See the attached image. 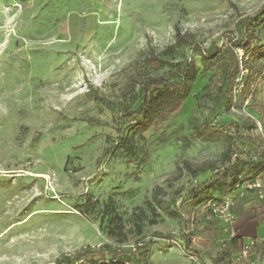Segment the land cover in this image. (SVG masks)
I'll return each instance as SVG.
<instances>
[{
  "label": "rangeland",
  "instance_id": "374dc122",
  "mask_svg": "<svg viewBox=\"0 0 264 264\" xmlns=\"http://www.w3.org/2000/svg\"><path fill=\"white\" fill-rule=\"evenodd\" d=\"M263 3L0 0V264H52L87 245L127 252L150 241L143 264H264L256 252L240 257L221 232L207 206L221 196L216 185L186 195L226 163L225 137H193L204 120L227 132L237 123L239 146L264 158V57L248 59L218 105L211 84L221 61L174 43L177 26L222 46L225 31L245 35L234 29L244 18L252 41L263 42ZM168 46L166 62H147ZM185 59L197 73L181 110L143 133L117 119L136 106L147 76L172 78ZM175 209L181 218L169 215Z\"/></svg>",
  "mask_w": 264,
  "mask_h": 264
},
{
  "label": "trees",
  "instance_id": "16d2710c",
  "mask_svg": "<svg viewBox=\"0 0 264 264\" xmlns=\"http://www.w3.org/2000/svg\"><path fill=\"white\" fill-rule=\"evenodd\" d=\"M260 11H264V3ZM252 22H247V18L237 21L234 29L240 32L242 29L245 35L241 38L235 37L233 32L225 31L222 34V46L211 44L204 46L195 40H190L180 29L175 26L174 43L177 46H189L191 50L199 54L205 62L216 58L221 61L220 66L216 69L212 78L211 88L215 89L219 94L218 105L220 100L227 96V92L231 91L236 75L240 72L242 66H246L248 59L264 57V41H252V37H256L250 33L249 27ZM236 48H242L243 56L238 58L235 52ZM171 46L166 47L161 52L156 53L153 50L148 55L147 62L153 66H159L166 62L164 57L172 50ZM176 72L174 77L169 78L164 75L151 74L145 78L140 84L138 93L139 100L135 107H126L123 113L117 119L134 121L132 125L136 131L143 133L149 129L157 130L161 127L170 115L181 110L184 99L186 98L190 83L194 80L197 67L192 59H185L174 64ZM247 69V68H246ZM248 70V69H247ZM245 88L248 89L249 79L245 82ZM95 98L101 102L103 99L99 96ZM230 132L218 129L215 125L204 120L201 124L194 125L192 135L197 140L206 141L214 140L220 137L227 139V146L221 154L222 161L226 162L220 168H216L213 174L202 182L197 183L188 192L187 196H196L202 190L216 185L220 195L231 194L236 189V184L243 180L253 179L264 172V158H256L252 160L248 155V151L242 149L240 144H244L245 134L243 129L235 122H229ZM119 129V128H117ZM120 135V132H118ZM112 148H108L102 155L107 157ZM236 152V156L231 160V154ZM195 174V171H193ZM244 174L243 179L240 175ZM220 197L213 198L219 200ZM169 215L181 218L178 210H172ZM156 234V233H155ZM153 241L147 244L139 245L134 251L124 252L122 250H108L105 246H84L71 253H63L55 258L53 264H125L128 260L134 259L136 262L143 264L150 255V246Z\"/></svg>",
  "mask_w": 264,
  "mask_h": 264
},
{
  "label": "crops",
  "instance_id": "0c3cea01",
  "mask_svg": "<svg viewBox=\"0 0 264 264\" xmlns=\"http://www.w3.org/2000/svg\"><path fill=\"white\" fill-rule=\"evenodd\" d=\"M260 175L264 177V172H261ZM230 195L232 196L231 209L236 216L232 224V229L236 236L228 241L232 243L233 247L239 252L242 243L254 240L255 246L250 255L256 252L261 256L264 250L263 203L256 194L251 191L237 194V191L233 190ZM218 224V227L222 230L221 232L228 237L227 233L224 231V223L219 222Z\"/></svg>",
  "mask_w": 264,
  "mask_h": 264
},
{
  "label": "built area",
  "instance_id": "2783aa9c",
  "mask_svg": "<svg viewBox=\"0 0 264 264\" xmlns=\"http://www.w3.org/2000/svg\"><path fill=\"white\" fill-rule=\"evenodd\" d=\"M243 50L237 49L238 57L241 58L243 56ZM242 149H245L244 147ZM236 156V152L231 154V160H233ZM237 194H242L245 191H251L256 194V196L261 200L264 206V177L256 176L253 179L243 180L238 184L235 189ZM208 208L219 218V220L224 223V231L228 235V239L234 238L235 232L232 229V224L235 220V214L232 211V196L230 194L222 196L219 200L211 199L208 204ZM101 244L95 245V247H100ZM255 246L254 240H250L246 243H242L239 251V256L242 258L247 257L251 252L253 247ZM261 258L264 260V250L262 252ZM53 264V263H52ZM198 264H203L198 262Z\"/></svg>",
  "mask_w": 264,
  "mask_h": 264
}]
</instances>
